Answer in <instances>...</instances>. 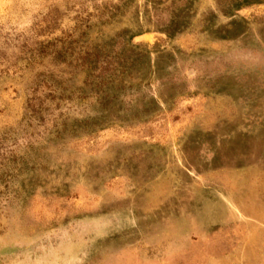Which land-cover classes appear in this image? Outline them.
Returning <instances> with one entry per match:
<instances>
[{
    "label": "rangeland",
    "instance_id": "374dc122",
    "mask_svg": "<svg viewBox=\"0 0 264 264\" xmlns=\"http://www.w3.org/2000/svg\"><path fill=\"white\" fill-rule=\"evenodd\" d=\"M242 2L0 0V264H264V0ZM132 37L149 58L103 79ZM219 53L179 94L174 65Z\"/></svg>",
    "mask_w": 264,
    "mask_h": 264
},
{
    "label": "flooded vegetation",
    "instance_id": "af4514ba",
    "mask_svg": "<svg viewBox=\"0 0 264 264\" xmlns=\"http://www.w3.org/2000/svg\"><path fill=\"white\" fill-rule=\"evenodd\" d=\"M254 0H244V2H242L241 4L236 6L235 11L239 12L241 10L240 7L242 5H246L249 6L251 4V2ZM253 4V3H252ZM123 33H127V30H123ZM166 36H170L171 34L164 30L163 32ZM137 36V35H136ZM132 37L131 39H127V42L125 41V44L122 45V50L119 52V58L118 60H115L114 62L110 63V65H105L107 66V69L105 71L106 76L103 77L106 78L108 81L111 79H114L115 81L118 82V80H121V76L126 74L128 71H130V68H134L137 65H139L140 63H142L144 61V59L146 60L147 58H149L150 56V52H148L146 49L139 47V46H135L134 44H132L133 41ZM229 56V54H227ZM159 57H162L161 55ZM224 57V56H222ZM121 58V59H120ZM195 57H191L189 59H187V61L185 62L186 64H182V63H176L174 65L176 71L174 73V75H172V77L170 78L171 81L174 82L173 86L174 88H176L177 90H179V94H188L190 92H193L194 90H196L197 88H199L200 86H202L203 84L207 83L210 81V79H215V78H219L218 76H220V53L213 58V60H207V58L201 56L199 59H196ZM211 61V62H210ZM122 62H124L125 64L123 65ZM97 61H93V66L91 65L90 67V71H95L96 69V65H97ZM190 63V64H188ZM129 65V67L127 66ZM183 65V66H182ZM138 67V66H137ZM170 66V69L174 68ZM130 69V70H129ZM127 71V72H126ZM138 71V70H137ZM169 75V74H168ZM171 75V73H170ZM169 75V76H170ZM213 81V80H211ZM95 82V79H94ZM112 84H114L113 82H111ZM119 83V82H118ZM123 88H126V84L124 82H122ZM121 83V84H122ZM166 85V84H164ZM138 92V94L134 95V106H138L140 105L142 108L143 107H152L153 104L154 105H158V100L155 96L150 95L148 99L140 96ZM138 95V96H137ZM144 105V106H143ZM149 105V106H148ZM131 108V107H130ZM135 107H133L132 109H134ZM140 108V107H139ZM131 110V109H130ZM96 123V122H95ZM217 149L216 152H220V137H217Z\"/></svg>",
    "mask_w": 264,
    "mask_h": 264
}]
</instances>
